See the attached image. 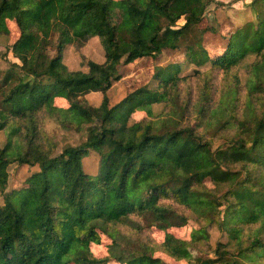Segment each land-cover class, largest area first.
Here are the masks:
<instances>
[{
	"label": "trees",
	"instance_id": "16d2710c",
	"mask_svg": "<svg viewBox=\"0 0 264 264\" xmlns=\"http://www.w3.org/2000/svg\"><path fill=\"white\" fill-rule=\"evenodd\" d=\"M215 2L0 0V36L17 30L0 65V264H264V0L219 29L202 25ZM91 37L104 60L69 69L64 49ZM46 119L85 139L57 153ZM12 165L34 169L13 185Z\"/></svg>",
	"mask_w": 264,
	"mask_h": 264
},
{
	"label": "rangeland",
	"instance_id": "374dc122",
	"mask_svg": "<svg viewBox=\"0 0 264 264\" xmlns=\"http://www.w3.org/2000/svg\"><path fill=\"white\" fill-rule=\"evenodd\" d=\"M251 0H217V2L208 6L205 10V19L202 25L205 26H212L215 29H219L223 27V25L227 26V24L235 25L240 23L243 20V15L246 4L249 3ZM214 17V19H212ZM217 21V22H216ZM11 35L9 36L8 40L6 41L5 36H0V65H5L4 57L9 60H14L11 52L6 54V42L10 43L17 37V30L12 27ZM168 57H172V53L166 52ZM85 59H91L97 62H102L104 60V51L101 45L100 40L97 37L89 38L79 49H76L72 45H68L63 51V62L64 64L71 70H83L85 71L87 68L84 64ZM153 67V60L152 59H142L138 62H134L128 64V66L123 70V76L120 80L116 81L110 91L108 92V96L110 99V103H114L120 100L126 93V83H130L131 80L135 79H143L148 74V70H151ZM191 65H188L184 68V71H187L191 68ZM244 70L241 71V75L243 76ZM89 102L93 105H96L101 100V93L99 92H92L87 96ZM58 104H63V101L59 99L56 100ZM44 127L48 134L51 136L52 140L56 143V152H60L62 147L65 145H76L79 144L82 140L85 139V135L80 132L74 131L73 129H66L63 127L58 126L52 120L46 119L44 123ZM94 129L91 132V137H96L98 132ZM5 141V136L2 132H0V145H2ZM85 168L91 171L95 170L97 167V155L95 153H91L88 157L83 159ZM34 167L28 166H20L16 167L12 165L10 167L11 171V184L16 185L18 184L22 178H24ZM191 228V224H185L181 227H173L170 230L173 231L180 237L186 238L188 236L189 230ZM150 235L155 239V241L159 242L162 236V232L159 231L157 228H150L149 229ZM211 234V241L212 243L218 239H224L221 232L217 229L213 228L210 230ZM110 238L104 234L101 235L100 242L97 244H91L90 248L94 255L97 257L104 256L106 254V246L109 244ZM156 256H161L168 262L172 263V259L166 257L164 254L157 252ZM176 264V262H175ZM177 264H184L182 261L181 263Z\"/></svg>",
	"mask_w": 264,
	"mask_h": 264
}]
</instances>
